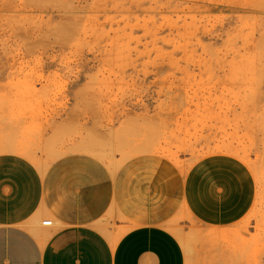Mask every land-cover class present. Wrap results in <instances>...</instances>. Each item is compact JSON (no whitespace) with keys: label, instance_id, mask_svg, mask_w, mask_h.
I'll return each instance as SVG.
<instances>
[{"label":"rangeland","instance_id":"374dc122","mask_svg":"<svg viewBox=\"0 0 264 264\" xmlns=\"http://www.w3.org/2000/svg\"><path fill=\"white\" fill-rule=\"evenodd\" d=\"M84 141L113 171L240 159L256 184L242 221L209 228L181 208L164 226L187 264H264V0H0V144L45 168Z\"/></svg>","mask_w":264,"mask_h":264},{"label":"crops","instance_id":"0c3cea01","mask_svg":"<svg viewBox=\"0 0 264 264\" xmlns=\"http://www.w3.org/2000/svg\"><path fill=\"white\" fill-rule=\"evenodd\" d=\"M71 150L80 153L53 154L41 168L28 149L0 144V264H187L164 226L181 208L206 227L228 228L255 202L251 170L230 155L204 157L183 174L149 156L113 171L86 141ZM110 214L137 226L107 236L99 225Z\"/></svg>","mask_w":264,"mask_h":264},{"label":"built area","instance_id":"2783aa9c","mask_svg":"<svg viewBox=\"0 0 264 264\" xmlns=\"http://www.w3.org/2000/svg\"><path fill=\"white\" fill-rule=\"evenodd\" d=\"M52 220H44L43 222H42V225L43 226H52Z\"/></svg>","mask_w":264,"mask_h":264},{"label":"bare ground","instance_id":"6f19581e","mask_svg":"<svg viewBox=\"0 0 264 264\" xmlns=\"http://www.w3.org/2000/svg\"><path fill=\"white\" fill-rule=\"evenodd\" d=\"M41 168H44V167H41Z\"/></svg>","mask_w":264,"mask_h":264}]
</instances>
